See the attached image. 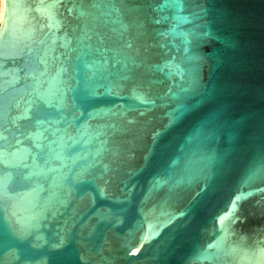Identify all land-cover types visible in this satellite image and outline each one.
<instances>
[{"label": "water", "instance_id": "obj_1", "mask_svg": "<svg viewBox=\"0 0 264 264\" xmlns=\"http://www.w3.org/2000/svg\"><path fill=\"white\" fill-rule=\"evenodd\" d=\"M0 264H264V0H3Z\"/></svg>", "mask_w": 264, "mask_h": 264}, {"label": "snow or ice", "instance_id": "obj_2", "mask_svg": "<svg viewBox=\"0 0 264 264\" xmlns=\"http://www.w3.org/2000/svg\"><path fill=\"white\" fill-rule=\"evenodd\" d=\"M163 2L165 6H168V5H175L179 3L180 0H163ZM0 187H2V183H0Z\"/></svg>", "mask_w": 264, "mask_h": 264}, {"label": "bare ground", "instance_id": "obj_3", "mask_svg": "<svg viewBox=\"0 0 264 264\" xmlns=\"http://www.w3.org/2000/svg\"><path fill=\"white\" fill-rule=\"evenodd\" d=\"M1 2V7H0V24H1V20H2V15H3V0H0Z\"/></svg>", "mask_w": 264, "mask_h": 264}, {"label": "rangeland", "instance_id": "obj_4", "mask_svg": "<svg viewBox=\"0 0 264 264\" xmlns=\"http://www.w3.org/2000/svg\"><path fill=\"white\" fill-rule=\"evenodd\" d=\"M0 4H1V2H0ZM0 7H1V5H0Z\"/></svg>", "mask_w": 264, "mask_h": 264}]
</instances>
